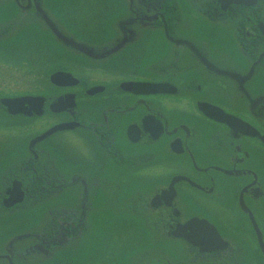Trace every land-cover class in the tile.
Listing matches in <instances>:
<instances>
[{
	"label": "flooded vegetation",
	"instance_id": "obj_1",
	"mask_svg": "<svg viewBox=\"0 0 264 264\" xmlns=\"http://www.w3.org/2000/svg\"><path fill=\"white\" fill-rule=\"evenodd\" d=\"M0 129V264H264V0H0Z\"/></svg>",
	"mask_w": 264,
	"mask_h": 264
},
{
	"label": "water",
	"instance_id": "obj_2",
	"mask_svg": "<svg viewBox=\"0 0 264 264\" xmlns=\"http://www.w3.org/2000/svg\"><path fill=\"white\" fill-rule=\"evenodd\" d=\"M60 74L61 72L55 73L56 76ZM26 100H31V99H27L25 97H18V98L3 99V102L6 104L8 109L11 110V112H16L17 107L21 106L24 102H26ZM30 105H32V103Z\"/></svg>",
	"mask_w": 264,
	"mask_h": 264
},
{
	"label": "rangeland",
	"instance_id": "obj_3",
	"mask_svg": "<svg viewBox=\"0 0 264 264\" xmlns=\"http://www.w3.org/2000/svg\"><path fill=\"white\" fill-rule=\"evenodd\" d=\"M4 134H5V132L0 129V140L2 139V137L4 136Z\"/></svg>",
	"mask_w": 264,
	"mask_h": 264
}]
</instances>
